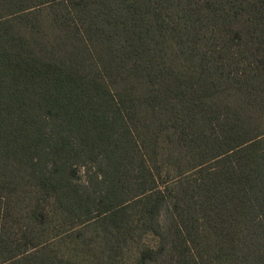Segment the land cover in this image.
I'll return each instance as SVG.
<instances>
[{"label": "trees", "instance_id": "16d2710c", "mask_svg": "<svg viewBox=\"0 0 264 264\" xmlns=\"http://www.w3.org/2000/svg\"><path fill=\"white\" fill-rule=\"evenodd\" d=\"M0 264H264V0H0Z\"/></svg>", "mask_w": 264, "mask_h": 264}, {"label": "rangeland", "instance_id": "374dc122", "mask_svg": "<svg viewBox=\"0 0 264 264\" xmlns=\"http://www.w3.org/2000/svg\"><path fill=\"white\" fill-rule=\"evenodd\" d=\"M176 63L180 64L181 63V59L180 58L177 59ZM144 241L147 242V243H150V244L153 243V240L151 238H145ZM136 245L140 246V243H138ZM134 255H135V250H134L133 247H130V249L126 253V263L131 261V259L133 258Z\"/></svg>", "mask_w": 264, "mask_h": 264}]
</instances>
